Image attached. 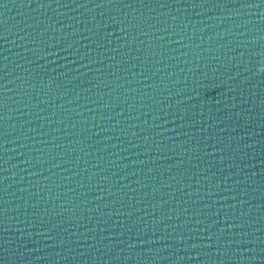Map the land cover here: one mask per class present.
Wrapping results in <instances>:
<instances>
[{"label": "water", "instance_id": "95a60500", "mask_svg": "<svg viewBox=\"0 0 264 264\" xmlns=\"http://www.w3.org/2000/svg\"><path fill=\"white\" fill-rule=\"evenodd\" d=\"M257 4L0 0V264H264Z\"/></svg>", "mask_w": 264, "mask_h": 264}, {"label": "snow or ice", "instance_id": "6c2138e0", "mask_svg": "<svg viewBox=\"0 0 264 264\" xmlns=\"http://www.w3.org/2000/svg\"><path fill=\"white\" fill-rule=\"evenodd\" d=\"M56 2L58 3L59 0H56ZM73 2H75V0H73ZM105 2L108 3V4H113L114 5V4L117 3V0H105ZM209 2H211V0H201L202 4H207ZM261 5H264V0H259V4L255 5V7H260ZM64 6L67 7V5H64ZM99 6L100 5H97V7H99ZM161 6L163 7L165 5H161ZM129 7H131V5H129ZM262 55H264V52H262ZM261 64H262V67H261L260 71L262 73H264V60L261 61ZM0 103H2V98H0ZM213 236H214V234L213 235H208L207 237H203V236L200 237L201 245H203L204 239H207L209 241V245H207L205 247H210L211 246V241L213 240ZM49 239H55V237L49 236ZM216 239H217V245L216 246H217V250L219 251V247H220V245H219V237H216ZM129 247H132V245H129ZM193 247L196 248L197 246L193 245Z\"/></svg>", "mask_w": 264, "mask_h": 264}]
</instances>
